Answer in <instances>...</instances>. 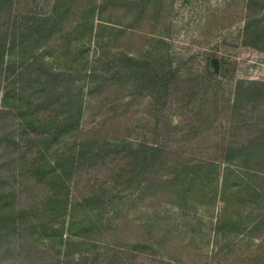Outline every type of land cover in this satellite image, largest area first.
<instances>
[{"label": "rangeland", "instance_id": "rangeland-1", "mask_svg": "<svg viewBox=\"0 0 264 264\" xmlns=\"http://www.w3.org/2000/svg\"><path fill=\"white\" fill-rule=\"evenodd\" d=\"M30 1L20 0L19 11H25ZM35 1L38 11L43 12L49 0ZM122 1L107 14L119 23L112 47H106L102 57L91 47L84 58H89L92 66L97 65L100 57L110 60L111 67L121 71L124 66L119 59L129 56L137 61L148 59L154 51L152 45L162 41L165 45L156 47L157 62L147 69L153 70V76L159 79L173 76L168 88L161 86L155 94L150 91L143 94L137 88L139 81L102 88L86 104L76 139L80 142L95 133L125 139L126 145L133 149L141 145L160 149L166 165L154 179L156 188L170 177L173 165L205 162L222 167L225 147L249 141L258 126L264 127V51L244 43L250 15L256 17L252 20L256 32L264 30V8L255 6L249 10V0H162L157 9L148 6L134 28H126L124 23L130 15L122 8ZM58 38L50 44L52 59L66 49L71 51L70 55L81 49V44L67 47L65 40ZM257 45L263 46L264 41ZM212 59L219 60V73L213 71ZM107 69L104 65L98 68L100 72ZM80 79L88 88L83 75ZM240 82L245 85L239 90L242 100L236 106ZM1 92L2 88L0 98ZM3 109L0 99V191L11 195L12 207L35 209L50 194L49 187L26 170L37 158L38 148L21 141V137L28 136L19 128V120ZM76 143L71 138L63 139L46 157L68 153ZM121 165L115 162L108 167L83 168L68 183L70 196L78 199L101 189L104 182L110 181L112 171L119 172ZM169 202L165 194L153 191L132 205L129 212H120L111 226L95 235L103 243L98 263L253 264L257 259L258 264H264V231L257 235L259 241L254 240L249 247L224 249L227 240L217 237L212 229L221 203L206 205L192 200L180 211ZM152 223L173 232L172 237L164 239L157 254L135 251L125 254L134 241L153 240L154 235L148 229ZM59 258L48 246L25 234L0 247V264H57Z\"/></svg>", "mask_w": 264, "mask_h": 264}, {"label": "trees", "instance_id": "trees-1", "mask_svg": "<svg viewBox=\"0 0 264 264\" xmlns=\"http://www.w3.org/2000/svg\"><path fill=\"white\" fill-rule=\"evenodd\" d=\"M19 1L0 0V99L4 112L14 115L19 128L28 136L21 137V141L38 148L37 158L26 170L38 182L45 183L50 194L40 207L28 210L12 207L11 195L0 191V247L25 234L55 252L60 257L57 264H97L103 243L95 235L111 226L120 212H129L132 205L153 191L165 194L180 211L192 200L206 205L221 203L212 229L217 237L227 240L224 249L249 247L254 240L259 241L257 235L264 231V127L258 126L249 141L225 147L222 167L205 162L177 163L178 166L171 167L170 177L156 188L154 179L166 165L160 149L149 145L133 149L125 139L95 133L80 142L76 138L86 104L102 88L117 83L126 86L132 81L140 82L137 88L143 94H155L161 86L168 88L173 75L159 79L153 76V70L147 69L157 62L156 47L165 43L158 41L152 45L154 51L148 59H119L124 66L119 71L111 67L112 61L100 59L105 48L112 47L118 30V21L107 14L120 5L119 0H49L43 12L38 11L35 0L27 2L25 11H19ZM161 3L162 0H123L121 6L130 15L124 23L126 28H134L148 6L157 9ZM255 6L263 9L264 1L249 0L248 9ZM254 18H248L244 43L264 51V45H257L264 41V30L256 32ZM55 37L65 40L67 47L81 44V49H77L76 55H70L71 51L66 49L52 59L50 44ZM91 47L101 53L96 66L84 58ZM99 65L109 69L100 72ZM82 75L88 88L81 82ZM243 85L245 82L239 83L236 106L242 100ZM66 138L77 142L74 149L47 158L49 150ZM115 162L122 163L120 171L113 170L110 181L104 182L101 189L78 199L70 196L68 183L83 168L108 167ZM148 229L153 240H136L127 246L125 254H157L164 239L173 235L157 223ZM252 263L258 264V260Z\"/></svg>", "mask_w": 264, "mask_h": 264}, {"label": "water", "instance_id": "water-1", "mask_svg": "<svg viewBox=\"0 0 264 264\" xmlns=\"http://www.w3.org/2000/svg\"><path fill=\"white\" fill-rule=\"evenodd\" d=\"M211 67L215 73H219V60L218 59H212L211 61Z\"/></svg>", "mask_w": 264, "mask_h": 264}]
</instances>
